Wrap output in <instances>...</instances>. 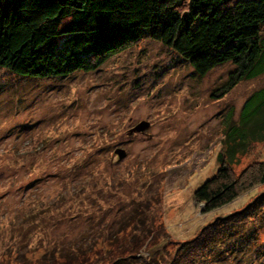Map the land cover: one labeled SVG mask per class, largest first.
I'll return each mask as SVG.
<instances>
[{
	"label": "rangeland",
	"instance_id": "374dc122",
	"mask_svg": "<svg viewBox=\"0 0 264 264\" xmlns=\"http://www.w3.org/2000/svg\"><path fill=\"white\" fill-rule=\"evenodd\" d=\"M234 69L227 62L198 76L150 39L63 78L0 68V264H63L82 252L103 264L116 236L152 235L162 224L158 244L131 262L146 264L264 192L255 185L205 213L193 196L220 165L228 115L234 123L264 89L263 73L219 96ZM141 121L149 125L130 133ZM238 158L236 174L264 159V143ZM263 241L264 230L261 249ZM254 251L230 264H264ZM186 264L218 263L194 256Z\"/></svg>",
	"mask_w": 264,
	"mask_h": 264
},
{
	"label": "trees",
	"instance_id": "16d2710c",
	"mask_svg": "<svg viewBox=\"0 0 264 264\" xmlns=\"http://www.w3.org/2000/svg\"><path fill=\"white\" fill-rule=\"evenodd\" d=\"M263 28L264 0H0V68L19 77L63 78L96 70L111 56L150 39L188 62L198 76L234 64L221 96L264 73ZM230 117L224 124V148L217 154L220 165L193 192L203 213L264 184V159L253 160L238 174L233 168L252 144L264 143V89L248 96L234 123ZM156 230L132 239L116 236L103 264L138 263V253L157 245L165 233L162 224ZM263 230L260 192L146 264H186L194 256L215 257L218 264L238 262L243 252L264 253L257 242ZM93 258L82 252L63 264H95Z\"/></svg>",
	"mask_w": 264,
	"mask_h": 264
},
{
	"label": "water",
	"instance_id": "95a60500",
	"mask_svg": "<svg viewBox=\"0 0 264 264\" xmlns=\"http://www.w3.org/2000/svg\"><path fill=\"white\" fill-rule=\"evenodd\" d=\"M148 122H145V121H141L139 122L135 127H133L131 130H130V133H132L133 131H142L144 130V128H146L148 126ZM116 153L118 154L119 157L123 156L125 154L124 150H116Z\"/></svg>",
	"mask_w": 264,
	"mask_h": 264
}]
</instances>
